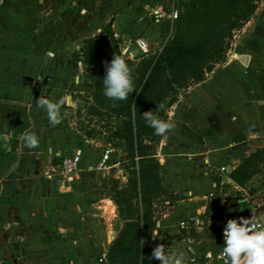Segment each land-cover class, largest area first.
<instances>
[{
    "label": "crops",
    "instance_id": "0c3cea01",
    "mask_svg": "<svg viewBox=\"0 0 264 264\" xmlns=\"http://www.w3.org/2000/svg\"><path fill=\"white\" fill-rule=\"evenodd\" d=\"M126 1L6 0L0 5V264H95L101 256L111 264L110 249L126 221L102 186L119 179L116 173L127 154L89 138L76 120L75 128L71 125L68 113L83 106L68 93L77 89L82 94L84 87V66L73 52L110 22L125 56L127 48L142 53L141 41L156 53L174 37L176 21L169 13L177 0H146V11L143 4L130 10L120 5L117 18L109 13L113 3ZM153 9L167 17L156 19ZM132 25L140 32L131 33ZM238 33L226 59L168 109L176 126L155 152L161 183L172 198L157 213L162 216L153 234L163 236L166 251H183L189 264H207L208 255L222 248L220 239L197 238L192 231H222L216 223L246 198H223L217 217L211 213L213 200L228 186L245 190L231 173L264 148V0ZM245 55L251 57L247 68L242 66ZM41 94L65 100L59 125L52 126L37 107ZM25 131L38 136L37 148L23 146L19 136ZM76 153L81 155L77 173L55 170L58 157ZM124 178L129 181V172ZM197 216L203 226L181 227V220ZM157 245L142 264H160L151 257Z\"/></svg>",
    "mask_w": 264,
    "mask_h": 264
},
{
    "label": "trees",
    "instance_id": "16d2710c",
    "mask_svg": "<svg viewBox=\"0 0 264 264\" xmlns=\"http://www.w3.org/2000/svg\"><path fill=\"white\" fill-rule=\"evenodd\" d=\"M182 1L185 10L176 21L174 37L156 53L138 54L133 59L123 55L112 22L73 52V59L84 66V92L91 94L88 114L107 119L108 142L127 154L128 184L121 187L119 180L114 179L111 195L126 221L110 249L111 264H142L143 255L163 241V236L153 234L162 216L157 214L154 204L166 193L160 178V162L155 157L163 136L154 134L143 113L152 110L168 120L167 111L181 93L205 80L226 59L234 33L253 18L260 0ZM115 53L123 55L133 69L136 91L127 100H111L104 95L105 61L110 62ZM160 103L165 108L158 111ZM263 168L264 148H261L245 157L231 178L245 186ZM192 232L197 238L222 236L220 230L216 238L211 236L212 230L203 234Z\"/></svg>",
    "mask_w": 264,
    "mask_h": 264
},
{
    "label": "clouds",
    "instance_id": "9594fccd",
    "mask_svg": "<svg viewBox=\"0 0 264 264\" xmlns=\"http://www.w3.org/2000/svg\"><path fill=\"white\" fill-rule=\"evenodd\" d=\"M51 57V52L46 54ZM250 56H244L242 66H249ZM106 75L103 78L104 95L111 100H127L129 94L136 91L133 80V69L125 57L115 53L110 62L105 61ZM39 80L38 78H36ZM63 98L53 101L43 94L36 99L38 108L45 110L49 123L57 126L62 122L61 108L64 106ZM115 106V105H113ZM165 105L158 104L157 110H163ZM148 126L154 129V134L164 136L175 128L171 120L162 119L154 114L152 110L145 111L142 115ZM23 146L28 149L39 146L38 136L25 131L19 136ZM224 245L220 258L224 264H264V215L252 213L250 218L240 217L239 219L227 220L223 229ZM151 257L158 260L160 264H189V259L183 251H166L163 244L157 245Z\"/></svg>",
    "mask_w": 264,
    "mask_h": 264
},
{
    "label": "rangeland",
    "instance_id": "374dc122",
    "mask_svg": "<svg viewBox=\"0 0 264 264\" xmlns=\"http://www.w3.org/2000/svg\"><path fill=\"white\" fill-rule=\"evenodd\" d=\"M147 2L148 1H146V0L144 2H140V0H137V2L134 1V0H127L126 2H123L121 4L113 3V5H112L113 7L108 9V11H109V13L111 11H113V14L116 15V18H117L118 12H114V11L120 5H124V8L126 10H130L132 5L139 7V6H142V4H143V6H144L143 9L146 11L145 6L147 5ZM182 2H183L182 0H177L176 1V7H177V9L179 10L180 13L184 12V10H185V7L183 6ZM102 5H104V4L100 3V6H102ZM100 6L98 5V7H100ZM96 18H97V15H96ZM132 20L133 19L131 18V20H129V21L131 22ZM96 21L99 22V19H97ZM174 26H175V30H176V23H175ZM127 28H129V27H127ZM131 28H132V30L130 31L131 33L140 32V30L138 31V30L134 29L135 25H132ZM116 29L118 31H120V29H121V25H120L119 21L116 24ZM126 31H128V30L126 29ZM238 34H239L238 31H236L234 33V36H233V39H232L231 43H233L235 41V36L238 35ZM165 40L167 41L166 38L162 39V41L161 40L159 41V40L156 39V41L162 42V45L164 44L163 42H166ZM84 89L85 88L83 87L82 94H80L77 89L76 90L74 89L73 91L68 93V95H70L71 98L73 97L74 102H75V100H77L78 102H81V105L83 106V108L79 109L76 114H75V110L70 111L68 113V120H69V122L71 123V125L74 128H75V120H76V126L80 130H84L86 133H89L90 135H92L91 138L94 141H96L97 143H100V144H103V145H107L109 143L108 142V138L110 136V132L108 131V128H109L108 127L109 126L108 125V121H107V119L105 117L103 118L102 116L88 114L87 106H88L89 102H91V97H90L91 94L87 93V92H84ZM114 158L117 159L119 157L115 156ZM126 163L127 162L122 163L120 165L121 172H117L116 173V174H118L117 176H119V177H117V178H119L117 180H119L120 186L121 185L125 186L128 183V181L124 178L125 176L128 175V172L126 171L127 170ZM257 175H256V177L252 178L244 186L245 187L244 191L242 189H239V188L237 189V188H234V187H231V186L225 187L224 190L221 193L222 195L219 196L217 199L213 200V203H212L213 210L211 212L212 215L217 217L218 215L221 214L220 213L221 211L223 212V208H222V205H221V201L223 200V198L230 199L232 201L249 198V200H251V201L255 200V201L259 202V203L264 202V168L261 170L260 174L258 176ZM114 179L113 178L112 179H108L107 181H105L103 183V186H102L104 192L110 197L114 193L113 192V186L115 184L114 183ZM171 198H172V196H170L169 194L165 193L164 195H162L161 197H159L156 200L154 206H155V209L157 210V213L160 212L159 210L163 206L164 202L166 200H171ZM262 207L264 209V204L262 205ZM120 218H122L121 215H120ZM211 230H212V232H210L211 236L216 238V236L219 235V230L220 229L216 228V227H213ZM150 251H151V249L148 250V253ZM148 253H146V254H148ZM146 254L144 255L143 261H144V259H146V257H145Z\"/></svg>",
    "mask_w": 264,
    "mask_h": 264
},
{
    "label": "built area",
    "instance_id": "2783aa9c",
    "mask_svg": "<svg viewBox=\"0 0 264 264\" xmlns=\"http://www.w3.org/2000/svg\"><path fill=\"white\" fill-rule=\"evenodd\" d=\"M6 0H0V5L3 4ZM153 15L155 16L156 19H162L164 17H167V13H165L163 10L160 9H153ZM169 16L172 20L177 21L180 17V12L177 8H172ZM138 47L143 50L142 53H135L133 50H130L127 48L125 50V53L131 57L134 58L138 54H150V51L146 49V43L145 42H138ZM140 52V50H137ZM107 159V157H105ZM80 164H81V155L79 153H76L72 156H67L64 155L62 157H58L56 162L54 163L55 170L63 173L67 176H72L77 171L80 169ZM264 202L259 203L255 200H249V198H246L244 204L237 208L234 212L228 213L223 217V222L222 223H216L217 225H222V236L220 238V242L222 244V247L224 245V240H223V229L226 226L227 220L229 219H239L240 217L244 218H250L252 213H255L256 215H264V209L262 205ZM210 226H214L213 223L215 222L210 221L209 222ZM191 224H194L196 226H203L205 224L204 220H201L199 216L191 218L189 220H181L180 225L181 227H189ZM222 248L218 253L212 254L210 253L208 255V262L207 264H224L223 260L220 258V253H221ZM106 263V258L101 256L98 261L95 264H105Z\"/></svg>",
    "mask_w": 264,
    "mask_h": 264
},
{
    "label": "water",
    "instance_id": "95a60500",
    "mask_svg": "<svg viewBox=\"0 0 264 264\" xmlns=\"http://www.w3.org/2000/svg\"><path fill=\"white\" fill-rule=\"evenodd\" d=\"M71 106H74L73 104H71Z\"/></svg>",
    "mask_w": 264,
    "mask_h": 264
}]
</instances>
